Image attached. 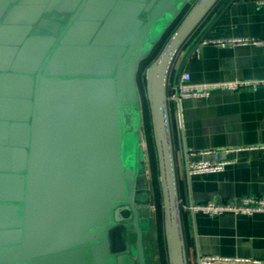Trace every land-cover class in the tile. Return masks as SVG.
<instances>
[{
	"label": "water",
	"instance_id": "obj_1",
	"mask_svg": "<svg viewBox=\"0 0 264 264\" xmlns=\"http://www.w3.org/2000/svg\"><path fill=\"white\" fill-rule=\"evenodd\" d=\"M189 1L0 0V264H146L136 75ZM239 1L195 0L145 69L167 264H190L169 97ZM184 201L192 213L187 186ZM125 229L134 242L113 254Z\"/></svg>",
	"mask_w": 264,
	"mask_h": 264
},
{
	"label": "crops",
	"instance_id": "obj_2",
	"mask_svg": "<svg viewBox=\"0 0 264 264\" xmlns=\"http://www.w3.org/2000/svg\"><path fill=\"white\" fill-rule=\"evenodd\" d=\"M246 38L259 42L219 47L201 44L183 73L193 84L258 81L264 79V0H241L228 8L207 39ZM175 63L173 71L176 67ZM178 107L170 102L178 190L183 209V229L190 264L200 257L252 258L264 261V213L251 216L224 213L207 216L190 213L185 204L187 186L192 206L208 201L238 202L264 196V86L253 90L215 89L201 99L180 101L182 119L179 147ZM229 150V152H225ZM214 151L227 162L221 172L183 175L189 162L213 161L201 152Z\"/></svg>",
	"mask_w": 264,
	"mask_h": 264
},
{
	"label": "built area",
	"instance_id": "obj_3",
	"mask_svg": "<svg viewBox=\"0 0 264 264\" xmlns=\"http://www.w3.org/2000/svg\"><path fill=\"white\" fill-rule=\"evenodd\" d=\"M246 43H259L251 39L244 38H227V39H206L202 44H212L219 47L226 45H242ZM240 86H250L253 90L259 86H264V79L258 81H234L225 83H211V84H193L190 82V76L183 73L180 79V84L176 89L177 94L169 97L170 101L176 103L185 99H201L207 97L212 90L221 89L226 91L236 90ZM225 152H229L226 150ZM202 156H212L213 161L196 160L189 162L187 165L188 175H205L211 173L221 172L227 162L218 161L217 154L214 151L201 152ZM191 212L202 213L204 215L213 217L222 215L224 213H231L234 215L251 216L254 213H264V196L260 197H246L240 199L238 202L230 201H208L204 204L194 205L191 207ZM197 264H264L252 258H228L219 256H204L200 257Z\"/></svg>",
	"mask_w": 264,
	"mask_h": 264
},
{
	"label": "rangeland",
	"instance_id": "obj_4",
	"mask_svg": "<svg viewBox=\"0 0 264 264\" xmlns=\"http://www.w3.org/2000/svg\"><path fill=\"white\" fill-rule=\"evenodd\" d=\"M195 0H190L188 4L183 9L186 12L188 8L193 4ZM182 15V14H181ZM179 21V20H178ZM177 22H175L174 25H176ZM173 25V26H174ZM173 26L171 29H173ZM168 36V34H167ZM153 57L149 58L148 60L142 62L140 65L137 75H136V86L137 90L139 92L141 101L143 103L144 96V73L145 69L152 60ZM149 113V112H148ZM144 114H141V120H142V140L140 142V145L143 150V155L146 161V176L148 180V186H149V193H150V204L151 207L147 214L143 217L142 220V230H143V244H144V251L146 256V264H167L166 260V253L164 248V238H163V231H162V219L157 214L156 211V205L154 203V183L156 184L158 182L157 178L154 175V168H151L150 163V152H149V143L147 138V131H146V125L148 123L150 124V119L148 122V119H146ZM152 136V135H151ZM137 156L141 157V152L139 150V147H136ZM158 184V183H157ZM127 240L133 242L134 236L131 234L127 236Z\"/></svg>",
	"mask_w": 264,
	"mask_h": 264
},
{
	"label": "trees",
	"instance_id": "obj_5",
	"mask_svg": "<svg viewBox=\"0 0 264 264\" xmlns=\"http://www.w3.org/2000/svg\"><path fill=\"white\" fill-rule=\"evenodd\" d=\"M183 12V10H182ZM180 13L179 16L175 19V21L168 27V29L165 31V33L162 35V37L160 38V40L156 43V45L153 47V49L151 50V52L149 53V55L142 61H146L149 58L153 57L152 60L150 61V63L153 61V59L157 56V54L159 53V51L161 50L163 44L165 43V41L167 40V38L169 37V35L172 33V31L175 29V27L177 26V24L180 22V20L183 18L184 14L186 13L184 11V13ZM182 14V15H181ZM179 20V21H178ZM178 23L176 25L175 22ZM174 25V26H173ZM173 26V29H171V27ZM168 34V36H167ZM142 62L140 63V65L142 64ZM149 63V64H150ZM148 64V65H149ZM140 67V66H139ZM144 114L143 116L148 119L149 122V113H148V107H147V103H146V99L145 97L143 98V103L141 101V114ZM146 131H147V138H148V143H149V152H150V163H151V168H154V175L158 180V173H157V162H156V156H155V150H154V144H153V140H152V134H151V126L148 123V125H146ZM158 183V182H157ZM155 184L154 183V203L156 205V211L158 216L160 217V219H162V213H161V197H160V191H159V184ZM165 248V245H164Z\"/></svg>",
	"mask_w": 264,
	"mask_h": 264
},
{
	"label": "flooded vegetation",
	"instance_id": "obj_6",
	"mask_svg": "<svg viewBox=\"0 0 264 264\" xmlns=\"http://www.w3.org/2000/svg\"><path fill=\"white\" fill-rule=\"evenodd\" d=\"M11 6V5H10ZM9 6V7H10ZM8 7V8H9ZM40 34H42L41 32H39ZM141 201V203H145V195H142L141 197H139ZM121 216H123V218H125L124 221L120 222L117 224V227H122L124 226L125 224H128L129 223V220L127 219L128 216H129V212L128 211H121L120 212ZM133 235L134 236V233L130 230H124L122 233H120V235H117V236H112L113 238L111 239L112 240V249H113V254H116V255H123V253L125 252V245H124V242L127 241L128 243L130 244H133V242L127 240V236L129 235ZM125 239V240H123Z\"/></svg>",
	"mask_w": 264,
	"mask_h": 264
}]
</instances>
